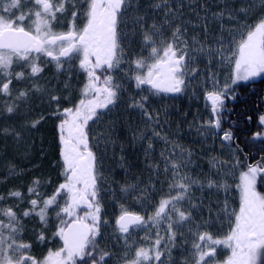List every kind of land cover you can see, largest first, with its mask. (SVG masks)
Listing matches in <instances>:
<instances>
[{
    "label": "trees",
    "instance_id": "1",
    "mask_svg": "<svg viewBox=\"0 0 264 264\" xmlns=\"http://www.w3.org/2000/svg\"><path fill=\"white\" fill-rule=\"evenodd\" d=\"M145 1L147 5L142 6L143 21L135 29L132 27V56L126 62L128 67H125V72L134 77L144 66H152L163 60L166 53H173L182 60L177 76L182 80L183 88L178 95L168 96L154 91L144 93L135 87L130 78L133 92L129 96L123 92V87L119 90L118 84L111 82V77L104 73L106 71L101 66L97 67V77L101 82L106 81L108 95L83 87L81 81L76 82V78L68 81L70 74L68 76L54 69L37 78L36 84L27 86L32 87L30 97L34 104L29 107L31 111L26 118L33 119L36 124L32 127L39 126L38 134H43L39 140L31 137L28 144L31 158L27 164L35 165L28 178L34 177L37 184L43 186L37 194L34 193L33 199H38L40 204L48 202L47 206L52 207L50 203L55 198L74 189L79 181H83L79 189L86 193L85 188L89 191V210L85 211L77 204V208L71 210V218H86L92 214L93 219L86 220L93 228V237L82 257L71 258L70 264H105L109 246L100 238V226L108 224L112 229L115 219L124 213L139 215L145 221L142 232L147 236L141 233L145 242L147 237L149 244L158 235L163 241H166L168 233L171 237L174 216L180 224L182 211L194 214L201 206V194L187 195L177 183V190L191 199L187 201L184 197L177 208L175 198L177 204L178 198L170 185L174 187L176 180H210V176L203 175L207 160L199 158V149H204V146H198L196 139L204 137L198 136L202 132L212 131L222 136L216 140V146L223 144L235 149V162L240 174L249 176L257 171L256 190L264 195V136H255L264 133V78L232 88L229 85L222 94L216 117L212 116L207 104V95L212 93L216 73L223 80H232L238 48L255 26L263 21L262 8L251 0ZM20 9L23 11V8ZM114 14L121 22V11ZM61 28L57 26L55 31ZM120 58L122 63V56ZM65 81L71 88L68 91L63 90ZM10 89L13 91V85ZM11 99L10 94L4 104ZM87 102L90 103L88 113H94V118L85 124L81 141L85 148L92 151L93 161L90 174L84 175V172H79V165L76 169L67 167L62 142L68 137L63 136L64 133L83 124L81 119L85 114L81 110ZM94 102L97 104L94 105ZM212 119L213 123L210 122ZM12 125L7 124L9 130ZM172 136H175L173 142L177 144L174 145L176 154L168 158V152L160 151L172 148L173 145L169 146L165 141ZM102 144L106 147L99 146ZM184 148L190 149L186 152H192L193 156L183 158ZM167 164L175 165V171L166 168ZM186 168L190 170L187 174L184 172ZM182 177L185 178L180 179ZM5 183L15 187L12 182ZM18 188L21 196L11 203L12 206L18 205L16 217L21 220L24 230L35 229L34 239L40 236L52 246L53 230L51 227L41 228L31 212L29 202L32 198L23 185H18ZM25 208L26 217L21 214ZM165 245L166 242H163L162 246L167 247ZM165 255L170 262L173 253Z\"/></svg>",
    "mask_w": 264,
    "mask_h": 264
},
{
    "label": "rangeland",
    "instance_id": "2",
    "mask_svg": "<svg viewBox=\"0 0 264 264\" xmlns=\"http://www.w3.org/2000/svg\"><path fill=\"white\" fill-rule=\"evenodd\" d=\"M48 1L51 3L52 9L44 11L37 0H0V30L5 28L16 29L21 26V29L29 31L44 42V50L39 55L0 51V258L4 260L5 253L8 252L12 261L15 262L21 254H24L23 257L28 259L27 264H44L38 258L36 248L49 245L52 248H56L50 254V264H53L54 259L56 264H70L71 257L68 252L64 253L62 249L57 250V248L63 247V230L67 223L73 219L71 218V210L76 209L78 206L77 199L81 191L79 188L83 181H79L74 186V189L62 194L53 203H50L53 205L51 210L47 206L48 202L40 204L38 199H33L34 195L43 186L38 185L34 177L28 178L29 171H33L35 167L33 164H30V166L27 164L31 158L28 144L31 137L34 136L39 140L43 134H38L39 126L32 127V125L36 124L33 119L26 118V115L30 114L31 111L29 107L34 104V101L31 100L32 96L30 97L32 87L27 86L36 84L37 78L43 76L49 69L62 71L68 76L70 74V79L66 78L68 81L75 80L74 78L77 75H79L78 81L82 76L84 82L88 79L81 66L77 64L78 59L76 58L77 61L71 59L67 63L61 61L60 53L63 44L51 45L49 40L64 33L72 31L77 33L79 28L87 25L88 20L92 21L94 19L93 17L97 15L100 9L97 10L93 7V0ZM144 1L108 0L112 12L114 13L119 7L123 15L121 28L117 35L121 48L125 46V43L130 45V40L132 42L133 39L132 27L135 29V26L143 21L142 11L144 8L142 6L147 5V2ZM251 2L262 8L263 21L259 22L240 44L232 80L229 78L223 80L218 77V73L215 74L216 77L212 82V93L207 95V104L213 117H216L222 94L229 85L232 88L264 78V0H251ZM20 8H23V11ZM9 23L13 25L8 26ZM57 26L62 27L60 31H55ZM167 56L168 53L165 54V57ZM114 59L112 61L109 60V63L117 66L116 59ZM126 62L122 60L121 64L123 66L120 67L118 65L114 69V81L118 84L119 90L123 87V92L132 96L133 90L129 84V80L132 78L135 87L144 93H151L152 80L157 73L154 67L155 63L152 66H144L134 77H129L128 73H126V76L129 77L126 79V76L123 77L122 75L124 67H128ZM91 79L94 80V76ZM68 81L62 84L63 90L68 91L71 89L68 87ZM176 82L182 87L183 82L178 76L176 77ZM10 85H13V91L9 90ZM10 94L12 99L7 101V104H4ZM227 94L230 95L229 92ZM93 104L95 105L97 102ZM83 108L81 110L85 114L84 118L81 119L83 124H78L74 128H78L81 125L84 129L85 124L94 118V113H88L90 110L89 102ZM210 122L213 123V119ZM8 123L13 124L10 130L7 127ZM34 131H37V133ZM63 136H68L70 140L72 139L75 142L77 153L81 152L80 149H86L81 139L73 137V131L64 133ZM198 136H204L196 140L199 144L198 146H204V149L201 147L199 149V154H201L199 158L207 160V167L204 169L205 173L203 175L210 176V180H189L190 182L176 180L175 186L170 185V187L172 186L176 193L178 204H181L184 197L187 196L182 191L177 190V183L178 187L186 190L187 195H193V193L194 195L196 193L201 194L199 195L201 200L200 208L191 215L182 211L180 224L175 221L174 216L171 237L170 233H168L169 236H165L166 241H162L160 239L161 236L158 235L154 242L147 243L150 240L147 237V241L145 242L144 239L141 241L142 244L139 245L137 236L139 237L141 233H143L142 236H145V234L147 236V233L142 232V229L146 226L145 221H143L141 226L134 228L127 236L131 239L130 244L126 243V245L129 247L135 246L138 256L140 258L144 257L146 263L149 264L156 261L159 256L156 251L163 247V242H166L168 249L164 247L161 253H173L176 264H262L264 262V198L254 192L256 175L240 174L235 162L237 154L235 149L223 144L216 146L215 142L219 139L217 134L210 131V133L202 132ZM255 136H264V133ZM93 138L96 139L95 136ZM209 138L212 141H209ZM174 139L175 136L165 139V141H168L167 144L169 146H173L169 151H160L165 154L168 152V158L176 154L174 145L177 144H174ZM106 140L109 141V139ZM99 146L106 147L105 144ZM187 150L190 149H183V158L185 159L186 155L188 157L193 156V153L186 152ZM103 151L108 152L105 149ZM204 151L206 153H203ZM103 156H106V154L103 153ZM174 166L173 164L169 166L167 164L166 168L168 167L173 170L171 172H174ZM189 171L187 168L184 169L185 174ZM186 177L187 179L189 178V176ZM174 178L177 179L176 177ZM29 180L31 181L29 182ZM7 181L12 182L15 187L12 188L9 186L10 184H6L5 182ZM20 184L24 186L25 191L32 198L29 204H31L33 217L37 218V223L40 224L41 228L51 227L53 230L51 237L52 246L49 241L45 242L40 236L34 239L36 235L35 229L33 233L32 229L26 228V232L21 220L16 217L18 205L12 206V202L21 196L18 188ZM86 185L89 188L87 182ZM85 190L89 193L87 188ZM84 193L87 195L86 192ZM167 194L170 195V191ZM206 194H208L207 197L205 196ZM190 200L187 197V201ZM175 201L178 208L180 204H177L176 198ZM22 212V216L26 217L28 215L26 208ZM79 218L86 220V218L93 219V216L88 214L86 218L83 216L75 219ZM246 218L251 220L252 226L245 231L246 238L241 245L239 243V224H242ZM100 227V238L108 243L112 239V235L114 237V234H110L113 229L108 224ZM169 229L168 225V231ZM56 244L59 246L56 247ZM146 248L152 249L146 250ZM239 248H241V251Z\"/></svg>",
    "mask_w": 264,
    "mask_h": 264
},
{
    "label": "flooded vegetation",
    "instance_id": "3",
    "mask_svg": "<svg viewBox=\"0 0 264 264\" xmlns=\"http://www.w3.org/2000/svg\"><path fill=\"white\" fill-rule=\"evenodd\" d=\"M93 1V7H95L97 10L100 9L99 12L95 17H93L94 19L92 21L88 20L85 27L79 28L78 32L76 33L77 37L76 39H74V41L62 42L63 46L61 48V51L69 48L70 53L68 55V58L61 59V61L67 63L71 59H74V61H77L78 59L79 62L77 61V64L81 66L85 76H87L88 78L85 80V82L83 81L84 87H91L96 91L100 90L104 94L108 95L105 90L108 88L104 84L106 83V81L101 82L99 77H97L99 76L98 70L96 71L97 67H103L106 71L104 73H107V75L111 77V82L113 83L115 82L113 81L115 79L114 69L118 65H121V63L119 62V60L121 59L120 57L122 56L123 62H126L129 59V56L123 55L125 46H123V48L119 46L117 35L119 33L118 30L120 28L121 22L118 17L112 12V8L108 3V0ZM119 11H121V8L118 7L114 12L118 13ZM103 17H105V21L102 22ZM113 58L116 59L114 60L117 62V66H114L113 63H109V60L112 61ZM93 76L94 80L91 79ZM152 81L157 82L156 75L153 77ZM78 158H76V161ZM73 168H75V166ZM261 171H263V169H261ZM79 172H82V167H80ZM118 218L119 217L115 219L112 227L113 230L110 232V234H114V237L112 235V239H110L108 243L109 252L105 264H149L146 263L144 257L140 258L138 256L135 246L129 247L126 245V243L128 245L130 244L131 238H128L127 236L133 229L126 231L120 230L117 227ZM242 225L245 226V230H247L251 226L250 224H248L247 226L246 222H243ZM118 236L123 237L125 239V243L117 247V244L112 242L111 240ZM139 243L141 242L139 241ZM165 248L168 249V247ZM36 249L38 258L42 260L44 264H50V254L51 252H54L56 248H52L47 245ZM60 249H62L64 253H66L64 246H61V248H57V250ZM147 249L151 250L152 248H146V250ZM163 249L164 247H161L156 251L159 256L154 263L150 264H176L175 257H172V259H170V262L168 261V257H166L167 254L164 257L165 253H161V250ZM239 250H241V248H239ZM23 255L24 254H21L18 259L13 262L11 259V255L7 252L5 253L4 260L0 258V264H27L28 259L23 257ZM53 264H56L55 259L53 260Z\"/></svg>",
    "mask_w": 264,
    "mask_h": 264
},
{
    "label": "water",
    "instance_id": "4",
    "mask_svg": "<svg viewBox=\"0 0 264 264\" xmlns=\"http://www.w3.org/2000/svg\"><path fill=\"white\" fill-rule=\"evenodd\" d=\"M37 2L43 7L45 11L51 9V4L46 0H37ZM105 21V17L102 18V22ZM76 38L74 33L61 35L51 38L49 43L55 44L61 41H73ZM43 50V43L40 39L35 38L33 34L24 29L5 28L0 30V51H8L13 53H33L39 54ZM70 50L62 52L61 56L66 58ZM181 65V60L174 57L171 54L165 61L157 62L155 69L158 71L156 81L153 83V87L157 91H163L164 93L175 96L179 93V86L175 83V74ZM83 133L81 125L74 130V134L81 137ZM63 154L66 156L67 166H72L76 157V151L74 142L70 139L63 141ZM82 157L80 164L84 167L85 173L89 174L91 169L92 152L90 150H84L81 152ZM78 203L84 205L86 210L89 209L90 201L83 193H79ZM118 227L122 230H128L134 228L140 224L138 216L130 213L122 215L118 219ZM92 236V230L88 223L83 219L71 221L63 232L64 246L73 258H80L83 250L86 247V243ZM243 234H241L240 242H243Z\"/></svg>",
    "mask_w": 264,
    "mask_h": 264
},
{
    "label": "bare ground",
    "instance_id": "5",
    "mask_svg": "<svg viewBox=\"0 0 264 264\" xmlns=\"http://www.w3.org/2000/svg\"><path fill=\"white\" fill-rule=\"evenodd\" d=\"M130 40V39H129ZM130 42H131V40H130ZM133 42H134V38H133V41L131 42V45H133ZM131 45H129L128 43H125V47H124V51H123V55H125V56H129L130 57V54H131V56H132V51H131ZM125 74V75H124ZM122 75H123V77H125L127 74H126V72H122ZM106 90V93H108V89H105ZM220 137H222V136H220ZM223 138V137H222ZM141 218V217H140ZM142 219V218H141ZM137 240H138V242L140 241H142L141 240V238H140V236L139 237H137ZM163 241V240H162ZM112 242H114V243H116L117 245V247L119 246V245H122V244H124L125 243V239L123 238V237H115V238H113V240H112ZM109 243V242H108ZM113 244V243H112ZM142 244V242L141 243H139V245H141ZM165 246H167V245H165ZM164 247V246H163ZM168 247V246H167Z\"/></svg>",
    "mask_w": 264,
    "mask_h": 264
}]
</instances>
